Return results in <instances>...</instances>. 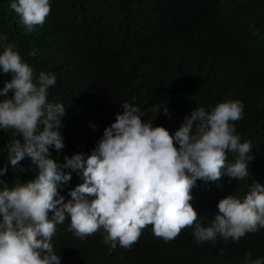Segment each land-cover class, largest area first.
<instances>
[{"label":"trees","instance_id":"16d2710c","mask_svg":"<svg viewBox=\"0 0 264 264\" xmlns=\"http://www.w3.org/2000/svg\"><path fill=\"white\" fill-rule=\"evenodd\" d=\"M12 2L0 0V54L12 45L32 69L34 83L41 72L55 75L47 102L65 106V147L50 148L52 159L90 155L124 103L140 107L143 121L174 134L195 108L211 112L221 102L240 101L242 118L229 123L240 142L252 146L249 177L196 181L190 203L198 218L175 239L166 242L148 225L130 248L113 249L102 228L80 238L66 218L51 241L61 264H245L248 253L252 260L264 258V229L238 243L218 237L198 244L194 237L196 224L211 226L221 199L243 201L253 180L264 185V0H49L45 22L31 32ZM10 79L0 70V89ZM13 132L0 129V168L8 169L0 190L36 178L29 158L15 168L8 161L9 141L21 139ZM237 156L226 152V163ZM81 183L82 174L72 172L70 181L58 183L59 195L67 201Z\"/></svg>","mask_w":264,"mask_h":264},{"label":"clouds","instance_id":"9594fccd","mask_svg":"<svg viewBox=\"0 0 264 264\" xmlns=\"http://www.w3.org/2000/svg\"><path fill=\"white\" fill-rule=\"evenodd\" d=\"M10 7L29 32L43 25L51 11L49 0H14ZM0 70L11 74L0 89L5 97L0 100V129H12L21 137L9 141L8 161L15 168L29 158L37 169L34 180L0 190V264H61L51 241L56 225L66 218L69 231L80 238L102 228L104 243L113 249L117 244L130 248L148 225L167 242L198 218L190 203L197 180L250 176L251 142L241 143L229 123L242 118L240 101L221 102L211 112L197 107L174 134L143 121L140 107L124 103L123 113L104 129L90 155L65 156L59 163L51 158L50 148L59 152L65 147L61 129L66 111L63 104L47 102L55 75L41 72L34 83L32 69L12 45L0 54ZM164 112L168 114L166 107ZM229 151L238 154L230 164ZM7 170L0 168V176ZM72 172L82 174L83 183L65 201L57 185L70 181ZM217 207L211 226L196 224L198 244L218 237L238 243L246 233L264 229V185L254 180L243 201L229 195ZM245 264H264V258L252 260L248 253Z\"/></svg>","mask_w":264,"mask_h":264}]
</instances>
